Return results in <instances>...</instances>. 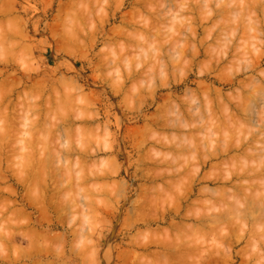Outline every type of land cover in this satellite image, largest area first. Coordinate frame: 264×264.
Here are the masks:
<instances>
[{
  "label": "rangeland",
  "instance_id": "374dc122",
  "mask_svg": "<svg viewBox=\"0 0 264 264\" xmlns=\"http://www.w3.org/2000/svg\"><path fill=\"white\" fill-rule=\"evenodd\" d=\"M251 6L254 10L250 8ZM263 7L264 0H259L258 3L256 0H0V83L4 81L7 92V94L5 92L7 97L4 102L10 103L11 101L9 107L7 103L4 104L8 112L10 110L9 113L15 116V112L17 116H21L29 109L27 114L22 115L19 121L22 123L14 122L13 125L17 127L14 130L13 125H2L5 122L3 123L1 113L4 107L1 106L5 105H0L3 108L0 112L1 134H5L7 130L4 132L3 129L7 128L10 130L7 131L9 135L7 132L6 134L9 138L11 136L9 142H6L8 136L4 137L8 145L5 147L2 144L5 148L3 149L1 145L0 148L12 151L9 150L8 153L4 151L8 155L7 158L5 157L6 163H3L4 166L0 170V177L3 175L6 179L0 183V188L3 187L1 188L2 193L0 192L3 202L1 200L0 202L4 203L6 199H9V202L17 200L15 207L23 208L26 214L25 219H28L25 220L27 224L22 220L19 221L22 218H17V221L16 216L10 214L13 207L7 212L0 208V216L2 212L4 217L6 216L5 219L2 216L3 222L0 224L6 226L10 222L6 219L14 218L16 221L10 220L16 222L15 224L19 222L25 225L23 227L20 224V226L17 225L21 231L23 228L25 232L26 238L23 233V239H20L22 238L20 228L17 230L16 226V229H11L13 233L16 231V235L19 231L20 237L17 235L16 239L19 247L28 246L27 238L31 234L29 227L39 232L42 230L41 234H46V243H43V248L46 246L48 248L45 252L48 254L41 252L40 256L23 259L17 264H32L36 259L42 264H50L48 261H52V264H173L174 262L177 264H264V183L263 186L261 185L264 178L258 179L264 176L262 173L264 162H259L260 159H264V154L261 152L264 150V139H262L264 138V120H262L264 119V108H262L264 106V99L262 101L264 98ZM148 27L151 28L148 30L150 34L146 30ZM52 31H55V34ZM121 31L125 32L122 34ZM73 39L74 41H71ZM77 45H80L79 48ZM232 48L234 51L231 50ZM8 63L10 65H7ZM248 75L249 78H247ZM7 80L9 83L11 81L15 83L11 82L13 85L11 83L7 85L5 84ZM11 85L12 89L16 88V90H12ZM10 91L12 92L9 93ZM254 94H257V97ZM32 101L33 104L37 102L33 105L34 110L28 106L32 105ZM241 103L244 107L242 105L239 107ZM207 104H209L208 108H206ZM219 108H221L220 111ZM38 109L41 110L39 115L33 113ZM214 109L218 110L216 117ZM212 112L214 113L211 114ZM237 113L240 116L236 117ZM26 116L29 120H24ZM69 116H71L70 120ZM250 117H254L255 121L259 120L258 124L261 123L259 126L263 127L249 124ZM35 119H39L38 124ZM181 121L183 123H180ZM228 122L235 126L231 127ZM184 123H188L185 125L186 128L183 127ZM207 123L209 128H207ZM255 123L258 125L257 122ZM202 124L204 125L200 128ZM224 125L229 130L224 129ZM258 127L263 128V131L260 129L261 131L256 134ZM11 129L16 133L15 139H13L15 133ZM42 132L44 134H41ZM22 134L26 140L21 136ZM233 134L234 138H230ZM249 134L253 137H248ZM254 137L258 139V142L252 139ZM229 139L233 141V144L230 141L227 142ZM12 140H14L13 143ZM246 140H249V143L245 142ZM223 141H225L224 144ZM241 142L244 144H240ZM228 143L231 146L235 145L237 150L234 149L226 154L224 149ZM10 146L11 148H8ZM247 146L246 151H252L251 154L248 153L249 157L245 155L247 152L244 150ZM218 150L224 153H222L223 156L221 153L218 155L220 157L216 156L219 153ZM208 153H211L209 158ZM9 154L13 155H10L12 158ZM251 155L258 159L253 160L254 157ZM221 159L223 160L220 161ZM38 160L43 161H40L41 165L44 164L40 165L43 170L38 169ZM8 161L10 164L7 163ZM255 161H258L257 164L260 166L256 167ZM247 163L254 166L256 170L260 167L261 171L257 170L260 173H257ZM186 165L187 168H185ZM35 166L40 171L39 176L42 175L37 180H35L37 177L34 179V175L38 172ZM238 167L241 168L236 169L237 174L245 172L244 168L246 172L240 175L242 177L237 178L233 176L237 175L233 170ZM27 170L30 173L34 172V175L30 174L32 175L29 178L30 181L27 179L26 183L22 184L20 178ZM230 172L233 177L229 175ZM205 173L207 177L202 176ZM249 173L253 174L250 176ZM257 179L261 181L260 185ZM254 182L256 185L253 184ZM223 183L227 187L223 186ZM222 189L226 192L224 193ZM238 190H243L245 193L243 192L242 195L238 193L240 192ZM39 192L46 194L43 198H38ZM15 193L19 196L14 195ZM3 196L7 198L4 200ZM240 197L242 200H239ZM37 198L39 200L42 198L40 205ZM2 203L0 207L3 206ZM33 204L36 208L39 206L38 210L33 207ZM178 205H180L179 208ZM142 209L144 210L141 211ZM46 210L47 213H45ZM228 214H230L229 217ZM213 216L215 218H212ZM231 216L233 217L230 218ZM216 219H218L217 222ZM29 220L32 221L29 223ZM171 224L176 227H171ZM5 226L4 231L7 228ZM7 229L10 230L9 226ZM7 229L6 232H8ZM25 230H28L29 234L27 232L26 235ZM201 232L204 234L202 235ZM0 233L2 234L1 230ZM204 235L209 236L204 237ZM155 240H158L157 243ZM195 245L197 249L194 253ZM3 246L0 247V256L6 254L13 259L15 255L12 249L10 247L5 249V245ZM186 248L192 254L188 253ZM184 249L187 250L188 255L184 254L180 257V254L185 252ZM174 250L178 252L175 251L176 255H174ZM168 253H173L172 257ZM224 253L227 257L222 258ZM125 258L129 260L127 263H124Z\"/></svg>",
  "mask_w": 264,
  "mask_h": 264
},
{
  "label": "bare ground",
  "instance_id": "6f19581e",
  "mask_svg": "<svg viewBox=\"0 0 264 264\" xmlns=\"http://www.w3.org/2000/svg\"><path fill=\"white\" fill-rule=\"evenodd\" d=\"M7 1H8V0H7ZM177 1H178V0H177ZM215 1H216V0H215ZM256 1H257V3H258L259 0H256ZM184 3H185V2H184ZM9 4H10V3H9ZM225 4H226V2H225ZM10 5H11V4H10ZM259 5H260V3H259ZM261 5H262V4H261ZM4 6H5V5H4ZM173 6H174V5H173ZM229 6H230V5H229ZM5 7H6V6H5ZM177 7H178V6H177ZM197 7H198V6H197ZM232 7H233V6H232ZM219 8H220V6H219ZM250 8L253 9L252 6H251ZM258 8H259V6H258ZM7 9H8V7H7ZM9 9H10V8H9ZM212 9H213V7H212ZM221 9H222V7H221ZM237 9H238V8H237ZM241 9H242V8H241ZM259 9H260V8H259ZM263 9H264V7H263ZM14 10H15V9H14ZM14 10H13V11H14ZM192 10H193V9H192ZM195 10H196V9H195ZM217 10H219V9H217ZM253 10H254V9H253ZM4 11H5V10H4ZM173 11H174V10H173ZM212 11H213V10H212ZM219 11H220V10H219ZM156 12H157V11H156ZM162 12H163V11H162ZM192 12H193V11H192ZM192 12H191V13H192ZM195 12H196V11H195ZM227 12H228V9H227ZM243 12H245V11H243ZM249 12H250V9H249ZM11 13H12V12H11ZM200 13L202 14V12H200ZM247 13H248V12H247ZM213 14H214V12H213ZM222 14H223V12H222ZM263 14H264V13H263ZM257 15H258V14H257ZM257 15H256V16H257ZM259 15H260V14H259ZM179 16H180V15H179ZM219 16H220V15H219ZM224 16H225V15H224ZM212 17H213V16H212ZM212 17H211V18H212ZM257 17H258V16H257ZM18 18H19V17H18ZM135 18H136V17H135ZM187 18H188V17H187ZM221 18H222V17H221ZM223 18H224V17H223ZM241 18H242V17H241ZM7 19H8V18H7ZM16 19H17V18H16ZM85 19H86V18H85ZM168 19H169V17H168ZM168 19H167V20H168ZM251 19H252V18H251ZM236 20H237V19H236ZM80 21H81V20H79V22H80ZM141 21H142V20H141ZM242 21H243V20H242ZM9 22H10V21H9ZM17 22H18V20H17ZM17 22H16V23H17ZM20 22H21V21H20ZM80 23H81V22H80ZM131 23H132V22H131ZM227 23H228V22H227ZM251 23H252V22H251ZM251 23H250V25H251ZM240 24H241V22H240ZM240 24H239V25H240ZM242 24H243V22H242ZM252 24H253V23H252ZM15 26H16V25H15ZM17 26H18V25H17ZM20 26H21V24H20ZM20 26H19V27H20ZM128 26H129V25H128ZM229 27H230V26H229ZM243 27H244V26H243ZM245 27H246V26H245ZM119 28H120V27H119ZM153 28H154V27H153ZM192 28H193V27H192ZM249 28H250V26H249ZM254 28H255V27H254ZM12 29H13V28H12ZM55 29H56V28H55ZM133 29H134V28H133ZM135 29H136V28H135ZM143 29H144V28H143ZM150 29H151V28L148 27L146 30L148 31V30H150ZM256 29H257V28H256ZM21 30H22V29H21ZM21 30H20V31H21ZM51 30H52V29H51ZM56 30H57V29H56ZM141 30H142V29H141ZM144 30H145V29H144ZM144 30H143V31H144ZM179 30H180V29H179ZM189 30H190V29H189ZM115 31H116V30H115ZM119 31H120V30H119ZM122 31H123V30H122ZM122 31H121V32H122ZM194 31H195V30H194ZM243 31H244V30H243ZM54 32H55V31H52V33H54ZM121 32H119V34H120ZM124 32H125V31H124ZM124 32H122V34H123ZM139 32L143 33L142 31H139ZM144 32H145V31H144ZM148 32H149V31H148ZM249 32H250V31H249ZM15 33H16V32H15ZM126 33H127V32H126ZM126 33H125V34H126ZM150 33H151V32H149L148 34H150ZM194 33H195V32H194ZM10 34H11V33H10ZM17 34H18V33H17ZM54 34H55V33H54ZM95 34H96V32H95ZM115 34H117V36H118V33L115 32ZM122 34H121V35H122ZM127 34H128V33H127ZM138 34H139V33H138ZM68 35H69V34H68ZM68 35H67V36H68ZM78 35H79V34H78ZM93 35H94V34H93ZM121 35H119V36H121ZM6 36H7V35H6ZM12 36H13V35H12ZM15 36H16V35H15ZM58 36H59V35H58ZM80 36H81V35H80ZM107 36H108V35H107ZM112 36H114V35L112 34ZM246 37H247V36H246ZM10 38H11V37H10ZM12 38H13V37H12ZM174 38H175V36H174ZM247 38H248V37H247ZM175 40H176V39H175ZM179 40H180V39H179ZM17 41H18V40H17ZM71 41H74V39L71 40ZM170 42H171V41H170ZM9 43H10V42H9ZM18 43H19V42H18ZM220 43H221V42H220ZM150 44H151V43H150ZM218 44H219V43H218ZM242 44H243V43H242ZM247 44H248V42H247ZM8 45H9V44H8ZM67 45H68V44H67ZM236 45H239V44H236ZM22 46H23V45H22ZM77 46H78L77 48H79L80 45H77ZM82 46H83V45H82ZM217 46H218V45H217ZM231 46L233 47L234 45H231ZM239 46H240V45H239ZM18 47H19V46H18ZM143 47H144V46H143ZM81 48H82V47H81ZM145 48H146V47H145ZM148 48H149V47H148ZM242 48H243V47H242ZM245 48L247 49V47H245ZM75 49H76V48H75ZM226 49H227V48H226ZM234 49H235V48H234ZM12 50H14V49L12 48ZM83 50H84V49H83ZM231 50H233V48H232ZM235 50H236V49H235ZM237 50H238V49H237ZM68 51H69V50H68ZM71 51H72V50H71ZM80 51H81V49H80ZM229 51H230V50H229ZM233 51H234V50H233ZM246 51H247V50H246ZM29 52H30V51H29ZM135 52H136V51H135ZM140 52H141V51H140ZM225 52H226V51H225ZM235 52H236V51H235ZM240 52H242V51H240ZM31 53H32V52H31ZM136 53H137V52H136ZM147 53H148V52H147ZM262 53H263V52H261V54H262ZM225 54H226V53H225ZM238 54H239V53H238ZM261 54H260L259 56H261ZM230 55H232V53H231ZM235 55H236V53H235ZM262 55H263V54H262ZM263 56H264V55H263ZM237 57H238V56H237ZM100 58H101V57H100ZM161 58H162V57H161ZM220 58H221V57H220ZM225 58H226V57H225ZM31 59H32V58H31ZM108 59H109V58H108ZM229 60H230V59H229ZM250 60H252V58H251ZM7 61H8V60H7ZM7 61H6V62H7ZM9 61H10V60H9ZM223 61H224V59H223ZM99 62H100V61H99ZM227 62H228V61H227ZM256 62H257V61H256ZM103 63H104V61H103ZM115 63H116V62H115ZM257 63H258V62H257ZM7 65H10V64L8 63ZM26 65H27V64H26ZM97 65H98V64H97ZM114 65H115V64H114ZM29 66H30V65H29ZM70 66H71V63H70ZM98 66H99V65H98ZM98 66H97V67H98ZM243 66H244V65H243ZM253 66H254V64L251 66V68H252ZM71 67H72V66H71ZM100 67H101V66H100ZM30 68H31V67H30ZM38 68H39V66H38ZM98 68H99V67H98ZM32 69H33V68H32ZM111 69H112V68H111ZM241 69H242V68H241ZM102 70H103V68H102ZM107 70H108V69H107ZM164 70H165V69H164ZM248 70H249V69H248ZM250 70H251V69H250ZM32 71H34V70H32ZM56 71H57V70H56ZM103 71H104V70H103ZM255 71H256V70H255ZM129 72H130V71H129ZM139 72H140V71H139ZM247 72H248V71H247ZM249 72H250V71H249ZM3 73H4V72H3ZM9 73H10V72H9ZM13 73H14V72H13ZM29 73H30V72H29ZM31 73H32V72H31ZM34 73H36V72H34ZM54 73H55V72H54ZM112 73H113V72H112ZM137 73H138V72H137ZM244 73H246V72H244ZM1 74H2V73H1ZM132 74H133V73H132ZM226 74H227V73H226ZM236 74H237V73H236ZM255 74H256V73H255ZM112 75H113V74H112ZM128 75H129V74H128ZM233 75H234V74H233ZM0 76H1V75H0ZM14 76H15V75H14ZM50 76H51V74H50ZM106 76H107V75H106ZM126 76H127V75H126ZM229 76H230V75H229ZM11 77H12V76H11ZM41 77H42V76H41ZM43 77H44V76H43ZM97 77H98V76H97ZM102 77H103V76H102ZM112 77H113V76H112ZM121 77H122V76H121ZM127 77H128V76H127ZM131 77H132V76H131ZM137 77H138V76H137ZM233 77H234V76H233ZM16 78H17V77H16ZM32 78H33V76H32ZM46 78H47V77H46ZM50 78H51V77H50ZM93 78H95V77H93ZM122 78H123V77H122ZM122 78H121V79H122ZM245 78H246V77H245ZM247 78H249V75H248ZM19 79H20V78H19ZM40 79H41V78H40ZM40 79H39L38 84L40 83ZM48 79H49V78H48ZM97 79H98V78H97ZM97 79H96V80H97ZM124 79H125V78H124ZM256 79H257V78H256ZM3 80H4V79H3ZM5 80H6V79H5ZM33 80H35V79H33ZM104 80H105V79H104ZM109 80H110V79H109ZM128 80H129V79H128ZM221 80H222V79H221ZM244 80H245V79H244ZM13 81H14V79H13ZM13 81H11V82H12V83H15V82H13ZM106 81H107V80H106ZM124 81H125V80H124ZM222 81H224V80H222ZM231 81H232V80H231ZM247 81H248V80H247ZM1 82H3V83H0V96H1V98H0V105H1V104H4V103H5V104L7 103L6 105L8 106V105H10L11 101L9 100L10 103H9V102H4V101L6 100L5 98L7 97V95H6L7 92L5 91L6 88H5V85H4V81H1ZM7 82H8V83H7ZM7 82H5V84L10 85L11 82L9 83L8 80H7ZM23 82H24V80H23ZM35 82H36V80H35ZM46 82H47V81H45V83H46ZM61 82H62V81H61ZM249 82H250V81H249ZM12 83H11V84H12ZM42 83H43V82H42ZM70 83H72V82H70ZM33 84H35V83H33ZM46 84H47V83H46ZM73 84H74V83H73ZM75 84H76V83H75ZM124 84H125V83H124ZM7 85H6V87H7ZM12 85H13V84H12ZM12 85L10 86L11 89H12ZM40 85H41V84H40ZM52 85L54 86L55 84H52ZM68 85H69V84H68ZM118 85H119V84H118ZM18 86H20V85H18ZM18 86H17V87H18ZM37 86H38V85H37ZM57 86H58V84H57ZM78 86H80V85H78ZM123 86H124V85H123ZM238 86H239V85H238ZM43 87H44V83H43ZM80 87H81V86H80ZM80 87H79V88H80ZM108 87H109V86H108ZM243 87H244V86H243ZM115 88H117V87H115ZM121 88H122V87H121ZM121 88H120V89H121ZM247 88H248V87H247ZM254 88H255V87H254ZM254 88H253V89H254ZM14 89L16 90V88H14ZM14 89H12V90H14ZM28 89H29V88H28ZM35 89H36V87H35ZM35 89H34V90H35ZM40 89H41V88H40ZM40 89H39V90H40ZM44 89H45V88H44ZM48 89H49V88H48ZM250 89H251V88H250ZM8 90H9V89H8ZM26 90H27V89H26ZM81 90H82V88H81ZM112 90H113V89H112ZM125 90H126V89H125ZM243 90H244V89H243ZM245 91H246V90H245ZM251 91H252V90H251ZM253 91H254V90H253ZM260 91H261V90H260ZM5 92H6V94H5ZM11 92H12V91H10L9 93H11ZM17 92H18V91H17ZM80 92H81V91H80ZM119 92H120V91H119ZM219 92H220V91H219ZM242 92H243V91H242ZM258 92H259V91H258ZM9 93H8V97L10 96ZM45 93H46V92H45ZM50 93L52 94V92H50ZM50 93H49V94H50ZM78 93H79V92H78ZM116 93H117V92H116ZM248 93H249V92H248ZM252 93H253V92H252ZM42 94H43V92L41 93V95H42ZM80 94H81V93H80ZM83 94H85V93H83ZM91 94H92V93H91ZM93 94H94V93H93ZM214 94H215V93H214ZM217 94H218V93H217ZM220 94H221V92H220ZM257 94H258V93H257ZM257 94H254V95H256V97H257ZM11 95H12V94H11ZM85 95H86V94H85ZM85 95H82V96L84 97ZM89 95H90V94H89ZM117 95H118V94H117ZM44 96H45V95H44ZM70 96H71V94H70ZM72 96H73V95H72ZM80 96H81V95H80ZM247 96H249V95L247 94ZM259 96H260V95H259ZM262 96H263V95H262ZM21 97H22V95H21ZM33 97H34V96H33ZM40 97H41V96H40ZM223 97H224V96H223ZM232 97H233V96H232ZM241 97L243 98V96H241ZM260 97H261V96H260ZM260 97H259V99H260ZM85 98H86V97H85ZM85 98H84V100L87 99V98H86V99H85ZM88 98H89V97H88ZM94 98H95V97H94ZM97 98H98V97H97ZM122 98H123V97H122ZM220 98H221V97H220ZM248 98H249V97H248ZM250 98H251V97H250ZM22 99H23V98H22ZM57 99H58V98H57ZM90 99H91V96H90ZM90 99H88V100H90ZM255 99H256V98H255ZM263 99H264V98H262V101H263ZM51 100H52V99H51ZM88 100H87V103H89ZM94 100H95V99H94ZM98 100H99V99H98ZM207 100H208V98H207ZM227 100H228V99H227ZM236 100H237V98H236ZM238 100L240 101V99H238ZM251 100H252V99H251ZM23 101H24V100H23ZM38 101H39V100H38ZM49 101H50V100H49ZM91 101H92V100H91ZM223 101H225V100H223ZM223 101H222V102H223ZM241 101H242V103H244L243 100H241ZM73 102H74V101H73ZM75 102H76V101H75ZM208 102H209V101H208ZM230 102H231V101H230ZM12 103H13V102H12ZM17 103H18V101H17ZM19 103H20V102H19ZM25 103H26V102H25ZM36 103H37V102H36ZM36 103L33 104V101H32V105L29 104L28 106H30V108L32 107V109H33V108L35 109V106L33 107V105H35ZM39 103H41V102H39ZM49 103H50V102H49ZM92 103H93V102H92ZM223 103H224V102H223ZM227 103H228V102H227ZM227 103H226V105L228 106L229 103H228V104H227ZM235 103H237V102H235ZM238 103H239V102H238ZM242 103L239 104V107H240L241 105L243 106ZM247 103H248V100H247ZM247 103H246V104H247ZM5 104H4V105H5ZM23 104H24V103H23ZM27 104H28V103H27ZM65 104H66V103H65ZM209 104H210V103H209ZM209 104H207V107H206V108H208ZM220 104H222V103L220 102ZM230 104H231V103H230ZM233 104H234V103H233ZM244 104H245V103H244ZM254 104H255V103H254ZM254 104H253V105H254ZM6 105H5V106H6ZM14 105H15V104H14ZM25 105H26V104H25ZM38 105H39V104H38ZM41 105H42V104H41ZM78 105H79V104H78ZM234 105H235V104H234ZM234 105H233V106H234ZM253 105H252V106H253ZM256 105H257V104H256ZM5 106H3V105L1 106V107H4V109L0 107V108H1L0 112H1L2 109H3V111H2L1 113H2V116L4 117V118L2 117V119H4V121H3V120H2V121H3V123L5 122V123L2 124V125L6 126L5 124H8V126H10V125H13L15 121H16L15 123H18V124H19V123H22V122H19V121H21L20 119H21L22 115L24 114V112L21 114V116H17L18 114H17V112H15L16 109H14L15 111H14V110H13V111L16 113V116H15V114L13 115V113H9L10 110H9V112H8V108H7V106H6V107H5ZM11 106H12V105H11ZM16 106H17V105H16ZM16 106H15V107H16ZM26 106H27V105H26ZM39 106H40V105H39ZM44 106H45V104H44ZM75 106H76V105H75ZM75 106H74V107H75ZM79 106H80V105H79ZM223 106H224V105H223ZM237 106H238V105H237ZM262 106H263V105H262ZM262 106H261V107H262ZM8 107H9V106H8ZM24 107H25V106H24ZM52 107H53V106H52ZM82 107H83V106H82ZM82 107H81V108H82ZM86 107H88V106H86ZM212 107H213V106H212ZM221 107H222V106H221ZM228 107H229V106H228ZM234 107H235V106H234ZM234 107H233V108H234ZM239 107H238V108H239ZM243 107H244V106H243ZM17 108H18V107H17ZM83 108H84V107H83ZM193 108H194V107H193ZM209 108H210V107H209ZM215 108H216V107H215ZM222 108H224V107H222ZM235 108H236V107H235ZM262 108H264V106H263ZM10 109H11V108H10ZM34 109H33V110H34ZM40 109H41V108H40ZM40 109H38L37 111H36V110L33 111V113H37V115H39L38 113H41V110H40ZM45 109H46V108H45ZM45 109H44V110H45ZM86 109H87V108H86ZM171 109H172V107H171ZM179 109H180V108H179ZM226 109H228V108H226ZM226 109H225V111H226ZM229 109H231V108H229ZM236 109H237V108H236ZM241 109L243 110V108H241ZM241 109H239V110H241ZM251 109H252V108H251ZM260 109H261V108H260ZM18 110H20V109H18ZM23 110H24V109H23ZM28 110H29V109L26 110V113H25V114H27V112H29ZM39 110H40V111H39ZM46 110H47V109H46ZM56 110H57V109H56ZM220 110H221V108H219V111H220ZM223 110H224V109H223ZM232 110H233V109H232ZM242 110H241V112H242ZM255 110H256V109H255ZM257 110H258V108H257ZM261 110H262V109H261ZM178 111H179V110H178ZM214 111H216V110L214 109ZM229 111H230V110H229ZM233 111H234V110H233ZM235 111H236V110H235ZM11 112H12V111H11ZM42 112H43V111H42ZM45 112H46V111H45ZM48 112H49V111H48ZM180 112H181V111H180ZM189 112H190V111H189ZM217 112H218V110L215 112V117H216V113H217ZM261 112H262V111H261ZM1 113H0V117H1ZM213 113H214V112H212L211 114H213ZM230 113L232 114V112H230ZM255 113H256V112H255ZM263 113H264V112H263ZM10 114H12V115H10ZM19 114H20V113H19ZM25 114H24V115H25ZM67 114H69V113H67ZM207 114H209V113H207ZM207 114H206V115H207ZM211 114H210V116H211ZM224 114H225V113H224ZM227 114H229V113H227ZM231 114H230V117L233 115V114H232V115H231ZM237 114H238V115H236V117H237V116H240L239 113H237ZM241 114H242V113H241ZM251 114H252V112H251ZM256 114H257V113H256ZM256 114H255V115H256ZM258 114H259V113H258ZM40 115H41V114H40ZM42 115H44V114H42ZM71 115H72V114H71ZM203 115H205V114H203ZM28 116H29V115H28ZM28 116H26L27 118L24 119V120H27V119L29 118ZM30 116H32V115H30ZM48 116H49V115H48ZM60 116H61V115H60ZM210 116H209V118H210ZM213 116H214V115H213ZM226 116H228V115H225V117H226ZM253 116H254V112H253ZM256 116L258 117V115H256ZM263 116H264V115H263ZM263 116H262V117H263ZM64 117H65V116H64ZM67 117H68V116H67ZM69 117H70V118H69V120H70V119H71V116H69ZM203 117H204V116H203ZM228 117H229V116H228ZM243 117H244V116H243ZM247 117H248V116H247ZM41 118H42V117H41ZM56 118H57V117H56ZM60 118H61V117H60ZM80 118H81V117H80ZM93 118H94V117H93ZM93 118H92V119H93ZM204 118H206V116H205ZM209 118H208V119H209ZM239 118H240V117H239ZM250 118H251V117H250ZM39 119H40V116H39ZM39 119H37V120L35 119L36 122H37V124H38ZM43 119H44V118H43ZM58 119H59V118H58ZM65 119H66V118H65ZM65 119H64V120H65ZM156 119H157V118H156ZM212 119H215V118H212ZM245 119H246V118H245ZM17 120H18V122H17ZM28 120H29V119H28ZM32 120H33V119H32ZM59 120H60V119H59ZM86 120H87V119H86ZM236 120H237V119H236ZM241 120H242V119H241ZM262 120H264V119H262ZM48 121H50V120H48ZM62 121H63V119L61 120V122H62ZM67 121H68V119H67ZM83 121L85 122V120H83ZM93 121H94V120H93ZM96 121H97V120H96ZM179 121H180V120H179ZM201 121H202V123H203V120H201ZM204 121H205V119H204ZM231 121H232V119H231ZM25 122H27V121H25ZM25 122H23V123L25 124ZM34 122H35V121H34ZM36 122H35V123H36ZM71 122H72V121H71ZM165 122H166V121H165ZM184 122H185V120H184ZM210 122H211V121H210ZM240 122H241V121H240ZM247 122H248V121H247ZM249 122H250L249 124H251V125H253V126H255V127H256V126H259V124H261V123L258 124L259 120H258V121H255V120H254V117H252L251 119H249ZM255 122H257L258 125H256ZM41 123H42V122H41ZM62 123H63V122H62ZM68 123H69V122H68ZM72 123H73V122H72ZM79 123H81V122H79ZM116 123H117V122H116ZM163 123H164V122H163ZM163 123H162V125H163ZM180 123H183V122L181 121ZM208 123H209V122H208ZM208 123H207V124H208ZM228 123H229V122H228ZM230 123H231V122H230ZM230 123H229V124H230ZM263 123H264V121H263ZM263 123H262V124H263ZM26 124H28V122H27ZM39 124H40V123H39ZM49 124H50V123H49ZM55 124H56V123H55ZM87 124H88V123H87ZM89 124H91V123H89ZM153 124H154V123H153ZM165 124H166V123H165ZM178 124H179V123H178ZM186 124H188V123H184V124H183L184 126H183L182 124H181V125H182L183 127H185ZM204 124H205V122H204ZM204 124H202V125L200 126V128H201ZM212 124H214V123H212ZM235 124H236V123H235ZM20 125H21V124H20ZM31 125H34V124H31ZM31 125H30V126H31ZM40 125H41V124H40ZM40 125H39V126H40ZM71 125H72V124H71ZM74 125H75V124H74ZM154 125H155V124H154ZM158 125H159V124H158ZM226 125H227V123H226ZM226 125H224V129L229 130V129L226 127ZM243 125H244V123H243ZM13 126H14V125H13ZM18 126H19V125H18ZM22 126H24V125H22ZM68 126H69V124H68ZM117 126H118V125H117ZM151 126H152V124H151ZM179 126H180V125H179ZM227 126H228V125H227ZM230 126L232 127V126H235V125H231V124H230ZM11 127H12V126H11ZM11 127H10V128H11ZM27 127H28V126H27ZM40 127H41V126H40ZM40 127H39V128H40ZM58 127H59V126H58ZM86 127H87V126H86ZM153 127H154V126H153ZM159 127H160V125H159ZM161 127H162V126H161ZM177 127H178V126H177ZM215 127H216V126H215ZM249 127H250V126H249ZM259 127H263V126L261 125V126H259ZM259 127H258V129H257L258 132H256V134L259 133V131H261V130L263 131V128H262V129L260 128V129H261V130H260ZM5 128H6V127H5ZM14 128L17 129V127H15V126H14L12 129H14ZM29 128H31V127H29ZM29 128H28V129H29ZM39 128H37V129L39 130ZM66 128H67V127H66ZM163 128H164V127H163ZM185 128H186V127H185ZM196 128H197V126H196ZM207 128H209V124H208V127H207ZM229 128H230V127H229ZM12 129H11V131H14V130H15V129H14V130H12ZM19 129H21V128H19ZM135 129H136V128H135ZM138 129H139V128H138ZM165 129H166V128H165ZM175 129H176V127H175ZM180 129H181V128H180ZM188 129H189V127H188ZM198 129H199V128H198ZM230 129H231V128H230ZM241 129H242V128H241ZM252 129H253V127H252ZM3 130H4V132H5L6 130L9 131L10 129L8 130V129L6 128V129H3ZM21 130H22V129H21ZM25 130H27V128H26ZM25 130H24V131H25ZM33 130H36V129H33ZM33 130H32V131H33ZM62 130H63V129H62ZM64 130H65V127H64ZM67 130L70 131L71 129H67ZM132 130H133V129H132ZM154 130H155V129H154ZM182 130H183V129H182ZM190 130H191V129H190ZM199 130H200V129H199ZM210 130H211V129H210ZM214 130H216V129H214ZM233 130H234V129H232V131H233ZM242 130L245 131V129H242ZM7 131H6V132H7ZM36 131H37V130H36ZM44 131H45V130H44ZM55 131H57V130H55ZM127 131H128V130H127ZM200 131H201V130H200ZM202 131H203V130H202ZM206 131H207V130H206ZM232 131H231V134H232ZM249 131H251L250 128H249ZM6 132H5V134H4V133L1 134V131H0V135H1V138H0V139H1V141H0V145H1V147H2L3 149L6 147V145H8L7 143H5L6 138H4L5 136H8V135H9L8 132H7L8 135L6 134ZM20 132H21V131H20ZM28 132H29V131H28ZM45 132H46V131H45ZM47 132H48V131H47ZM148 132H149V131H148ZM215 132H217V131H215ZM229 132H230V131H229ZM252 132H253V130H252ZM11 133H13V132H11ZM14 133H15V131H14ZM36 133H37V132H36ZM38 133H40V132L38 131ZM52 133H53V132H52ZM63 133H64V132H63ZM139 133H140V132H139ZM204 133H206V132H204ZM211 133L213 134L214 132H211ZM242 133H243V131H242ZM248 133H249V132H248ZM263 133H264V132H263ZM31 134H33V133H31ZM41 134H44V132H42ZM70 134H71V133H70ZM206 134H207V133H206ZM229 134H230V133H229ZM243 134H244V133H243ZM243 134H242V135H243ZM256 134H255V136H257ZM12 135H13V134H12ZM56 135H57V134H56ZM129 135H130V134H129ZM129 135H128V136H129ZM207 135H208V134H207ZM210 135H211V134H210ZM261 135H262V134H261ZM15 136H16V133H15L13 139H15ZM21 136H23V134H22ZM37 136H38V135H37ZM42 136H44V135H42ZM64 136H66V135H64ZM67 136H69V135H67ZM70 136H71V135H70ZM141 136H142V134H141ZM146 136H147V135H146ZM146 136H145V137H146ZM187 136H189V135H187ZM230 136H231V135H230ZM263 136H264V135H263ZM32 137H33V136H32ZM51 137H52V136H51ZM57 137H58V136H57ZM57 137H56V138H57ZM212 137H213V135H212ZM212 137H211V138H212ZM214 137H215V136H214ZM232 137L234 138V134H233V136H231L230 138H232ZM240 137H241V136H240ZM240 137H239V139H240ZM248 137H250V134H249ZM251 137H253V136L251 135ZM251 137H250V138H251ZM257 137H258V136H257ZM261 137H262V136H261ZM7 138H8V139H7L8 141H6V142H9V141H10L9 139H11V136H10V138H9V136H8ZM23 138H24V136H23ZM27 138H28V137H27ZM33 138H34V137H33ZM38 138H39V137H38ZM53 138H54V137H53ZM65 138H66V137H65ZM128 138H129V137H128ZM208 138H209V136H208ZM211 138H210V142H211ZM242 138H243V136H242ZM4 139H5V140H4ZM24 139H25V138H24ZM39 139H40V138H39ZM46 139H47V138H46ZM140 139H141V138H140ZM204 139H205V138H204ZM212 139H213V138H212ZM244 139H245V138H244ZM246 139H247V138H246ZM252 139H255V137L252 138ZM262 139H264V138L262 137ZM25 140H26V139H25ZM40 140H41V139H40ZM48 140H49V138H48ZM55 140H56V139H55ZM144 140H145V139H144ZM233 140H234V139H233ZM242 140H243V139H242ZM255 140H256V139H255ZM3 141H4V142H3ZM13 141H14V140H12V143H13ZM16 141H17V140H16ZM36 141H37V140H36ZM62 141H63V140H62ZM62 141H61V142H62ZM86 141H87V140H86ZM139 141H140V140H139ZM229 141H230V143L233 142V141H231L230 139H229L227 142H229ZM240 141H241V139H240ZM248 141H249V140H246L245 142L249 143ZM251 141H253V140H251ZM251 141H250V143H251ZM34 142H35V141H34ZM154 142H155V141H154ZM205 142H206V141H205ZM208 142H209V141H208ZM217 142H218V141H217ZM224 142H225V141H223V144H224ZM243 142H244V141H243ZM256 142H258V139L256 140ZM230 143H228L227 146L224 145V146H225L224 152H225L226 154L232 152L234 149L237 150V147L235 148V147H234L235 145H234V146H231ZM247 143H246V145H247ZM253 143H254V141H253ZM2 144H4L5 147H3ZM9 144H11V142H10ZM27 144H28V143H27ZM32 144H33V143H32ZM35 144H36V143H35ZM35 144H34V145H35ZM138 144H141V143H138ZM232 144H233V143H232ZM240 144H242V142H241ZM240 144H239V145H240ZM243 144H244V143H243ZM243 144H242V145H243ZM47 145H48V144H47ZM136 145H137V144H136ZM160 145H161V144H160ZM206 145H208V143H207ZM206 145H205V146H206ZM28 146H29V144H28ZM49 146H50V145H49ZM57 146H58V145H57ZM137 146H138V145H137ZM150 146H151V145H150ZM162 146H163V145H162ZM213 146H214V145H213ZM255 146H257V145H255ZM31 147H32V146H31ZM50 147H51V146H50ZM50 147H49V148H50ZM54 147H55V146H54ZM69 147H70V146H69ZM219 147L221 148V146H219ZM238 147H239V146H238ZM251 147H252V146H251ZM251 147H249V148H251ZM8 148H11V146L8 147ZM14 148H15V147H14ZM40 148H41V147H40ZM49 148H47V149H49ZM52 148H53V147H52ZM55 148H56V147H55ZM181 148H182V147H181ZM193 148H194V147H193ZM196 148H197V147H196ZM206 148H207V147H206ZM240 148H241V145H240ZM260 148H261V147H260ZM0 149H1V148H0ZM3 149H1V151H0V170H1L2 167L4 166L3 163H6V158H7V155H8L7 153H8V151L10 150V149H9V150H3ZM50 149H51V148H50ZM50 149H49V150H50ZM191 149H192V148H191ZM212 149H213V148H212ZM238 149H239V148H238ZM246 149H248V146H247V148H246V147L244 148L245 151H246ZM254 149H255V148H254ZM12 150H13V148H12ZM32 150H34V149H32ZM42 150H43V149H42ZM49 150H48L47 152H49ZM51 150H52V149H51ZM51 150H50V151H51ZM185 150H186V149H185ZM185 150H183V151L185 152ZM215 150H216V149H215ZM242 150H243V149H242ZM4 151L7 152V153H5ZM10 151H11V150H10ZM69 151H70V150H69ZM74 151H75V150H74ZM205 151H206V150H205ZM219 151H220V150H218V152H219ZM248 151H249V150H248ZM260 151H261V150H260ZM263 151H264V150H263ZM263 151H261V152L264 154ZM11 152H12V151H11ZM33 152L35 153V151H33ZM33 152H32V153H33ZM52 152H53V151H52ZM52 152H51V153H52ZM70 152H72V151H70ZM94 152H95V151H94ZM184 152H183V153H184ZM189 152H190V151H189ZM214 152H215V151H214ZM216 152H217V150H216ZM239 152H240V151H239ZM246 152H247V151H246ZM249 152H250V151H249ZM249 152H247V154H245V155L248 156V155H249V154H248ZM251 152H252V151H251ZM251 152H250V154H251ZM34 153H33V154H34ZM80 153H81V152H80ZM87 153H88V155H89V152H87ZM220 153H221V155H222L223 152H219V153H217L216 156H217V157H220V156H218V155H220ZM235 153H237V152H235ZM244 153H245V152H244ZM253 153H254V152H253ZM253 153H252V154H253ZM256 153H257V152H256ZM16 154H18V153H16ZM84 154H85V153H84ZM209 154H211V153H208V158L211 157V156H209ZM212 154L215 155L216 153H215V154L212 153ZM223 154H224V153H223ZM239 154H240V153H239ZM257 154H259V153H257ZM257 154H256V155H257ZM10 155H12V154H9V156H10ZM39 155H40V154H39ZM64 155H65V154H64ZM68 155H70V154L68 153ZM233 155H234V154H233ZM242 155H243V154H242ZM245 155H244V156H245ZM254 155H255V154H254ZM254 155H251V156L254 157ZM12 156H13V155H12ZM14 156H15V155H14ZM32 156H33V155H32ZM43 156H45V154H44ZM55 156H56V155H55ZM216 156H215V157H216ZM222 156H223V155H222ZM240 156H241V154H240ZM240 156H239V157H240ZM259 156H260V155H259ZM5 157H6V158H5ZM10 157H11V156H10ZM28 157H29V156H28ZM35 157H36V156H35ZM40 157H41V156H40ZM52 157H53V156H52ZM58 157H59V156H58ZM69 157H70V156H69ZM80 157H82V156H80ZM212 157H214V156H212ZM217 157H216V158H217ZM231 157H232V156H231ZM237 157H238V156H237ZM248 157H249V156H248ZM261 157H262V156H261ZM11 158H12V157H11ZM42 158H43V157H42ZM70 158H71V157H70ZM82 158H83V157H82ZM206 158H207V157H206ZM222 158H223V157H222ZM233 158H234V157H233ZM245 158H246V157H245ZM263 158H264V157H263ZM4 159H5V161H4ZM40 159H41V158H40ZM56 159H57V158H56ZM78 159H79V158H78ZM148 159H149V158H148ZM219 159H220V158H219ZM225 159H226V158H225ZM234 159H235V158H234ZM236 159H237V158H236ZM256 159H258V158H256ZM256 159H255V157H254L253 160H256ZM82 160H83V159H82ZM145 160H146V159H144V161H145ZM222 160H223V159H221L220 161H222ZM228 160H230V159H228ZM231 160H232V159H231ZM260 160H261V161H259V162H262V163L264 162V159H263V160L260 159ZM3 161H4V162H3ZM32 161H33V159H32ZM38 161H39V160H38ZM38 161H37V164H38L39 166L37 165V167H38V169H39V168H41L40 165H41V162H43V161H41V160H40L41 162H40V161L38 162ZM57 161H58V160H57ZM76 161H77V160H76ZM83 161H84V160H83ZM85 161H86V160H85ZM149 161H150V160H149ZM151 161H154V160H151ZM163 161H164V160H163ZM238 161H239V160H238ZM238 161H237V162H238ZM242 161H243V160H242ZM250 161H251V160H250ZM11 162H12V161H11ZM226 162H227V161H226ZM228 162H229V161H228ZM245 162H248V161H245ZM255 162H256V163H255V164H256V165H255L256 167H257V165L260 166L259 164H257L258 161H255ZM7 163L10 164L9 161H8ZM16 163H17V162H16ZM34 163H35V160H34ZM56 163H57V162H56ZM158 163H159V161H158ZM229 163H230V162H229ZM251 163H252V161H251ZM253 163H254V161H253ZM30 164H31V163H30ZM32 164H33V163H32ZM45 164H46V163H45ZM82 164H83V163H82ZM203 164H205V163H203ZM213 164L215 165V162H214ZM230 164H231V163H230ZM243 164L245 165V163H243ZM247 164H248V163H247ZM247 164H246V165H247ZM22 165H23V163H22ZM43 165H44V164H43ZM43 165H41V166H43ZM48 165H49V164H48ZM80 165H81V164H80ZM161 165H162V164H161ZM163 165H164V164H163ZM240 165H241V163H240ZM248 165H249V164H248ZM9 166H10V165H9ZM27 166H28V165H27ZM66 166H68V165H66ZM215 166H216V165H215ZM242 166H243V165H242ZM242 166H241V167H242ZM249 166H251V165H249ZM37 167L35 166L36 171H38L37 174H36V172H35V174H36L37 176L33 174L34 172H33V173H30L28 170H27V171H24L22 178H20V182H21L22 184H23V183H26L25 180L31 178L30 176H32V175H34V179L37 177L35 180L40 179V176L42 177V175L39 176V173H40L39 170H40V169L38 170ZM46 167H47V166H46ZM174 167H175V166H174ZM177 167H178V166H177ZM177 167H176V168H177ZM181 167H183V166H181ZM241 167H240V168H241ZM245 167H246V166H245ZM251 167H252V166H251ZM253 167H254V166H253ZM253 167H252V168H253ZM13 168H14V167H13ZM29 168H30V167H29ZM43 168H44V167H43ZM49 168H50V167H49ZM185 168H187V165L185 166ZM185 168H183V169H185ZM210 168H211V167H210ZM225 168H226V167H225ZM225 168H224V169H225ZM240 168H239V167H238V168H235V170H233V171H235V173L237 174L238 170L236 171V169H240ZM248 168H249V169H248ZM254 168H255V167H254ZM254 168H253V169H254ZM11 169H12V168H11ZM30 169H31V168H30ZM30 169H29V170H30ZM41 169H42V168H41ZM61 169H62V168H61ZM61 169H60V170H61ZM177 169H178V168H177ZM211 169H212V168H211ZM247 169L250 170V167L247 166ZM16 170H17V168H16ZM42 170H43V169H42ZM42 170H41V171H42ZM46 170H47V169H46ZM57 170H58V169H57ZM60 170H59V171H60ZM165 170H166V169H165ZM186 170H187V169H186ZM191 170H192V169H191ZM213 170H214V169H213ZM244 170H245V172H246V169H245V168H244ZM254 170H256V169H254ZM257 170L261 171L260 167L257 168ZM257 170H256V172H257V173H260V172L257 171ZM262 170H263V169H262ZM30 171H31V170H30ZM50 171H53V170H50ZM62 171H64V170L62 169ZM62 171H61V172H62ZM228 171H230V170H228ZM240 171H241V170H240ZM240 171H239V172H240ZM44 172H45V171H44ZM65 172H66V171H65ZM65 172H64V173H65ZM178 172H179V171H178ZM185 172H186V171H185ZM195 172H197V171H195ZM221 172H222V171H221ZM243 172H244V171H243ZM243 172H242V174L245 173V172H244V173H243ZM249 172H250V171H249ZM41 173H42V172H41ZM45 173H46V172H45ZM48 173H49V172H48ZM163 173H164V172H163ZM163 173H162V174H163ZM166 173H167V172H166ZM180 173H181V172H180ZM183 173H184V172H183ZM247 173H248V172H247ZM247 173H246V174H247ZM257 173H254V175H257ZM262 173L264 174L263 171H262ZM2 174H3V172H2ZM4 174H5V172H4ZM30 174H32V175H30ZM178 174H179V173H178ZM211 174H212V173H211ZM233 174H234V173H233ZM242 174H239V173H238V174H237L238 176H237V175H233V176H234V177L236 176V177L238 178V177H242V176H240V175H242ZM251 174H253V173H251ZM251 174L249 173L250 176H251ZM12 175H13V174H12ZM53 175H54V174H53ZM60 175H61V174H60ZM102 175H103V174H102ZM145 175H146V174H145ZM147 175H148V174H147ZM150 175H151V174H150ZM150 175H149V176H150ZM164 175H165V174H164ZM176 175H177V174H176ZM204 175L206 176V173L203 174L202 176H204ZM209 175H210V173H209ZM219 175H220V174H219ZM229 175H231V177H233L232 174H231V172L229 173ZM249 175H248V176H249ZM258 175H260V174H258ZM7 176H8V175H7ZM47 176L49 177V175H47ZM56 176H57V174H56ZM56 176H55V179H56ZM62 176H63V175H62ZM158 176H159V175H158ZM162 176H163V175H162ZM179 176H180V175H179ZM196 176H198V175H196ZM205 176H204V177H205ZM220 176H221V175H220ZM243 176L245 177V175H243ZM248 176H246V177H248ZM4 177H5V176H4ZM4 177H3V175L0 177V183H1V182H4V181L6 180V179H4ZM150 177H151V176H150ZM168 177H169V176H168ZM204 177H203V178H204ZM206 177H207V176H206ZM214 177H216V176H214ZM252 177H253V176H252ZM252 177H250V178H252ZM258 177H259V176H258ZM6 178H7V177H6ZM51 178H52V177H51ZM63 178H64V176H63ZM69 178H70V177H69ZM85 178H86V177H85ZM87 178H88V176H87ZM161 178H162V177H161ZM197 178H198V177H197ZM224 178H225V177H224ZM248 178H249V177H248ZM248 178H247V179H248ZM254 178H257V177L254 176ZM254 178H252V179H254ZM260 178H264V176L259 177L258 179H260ZM48 179H49V178H48ZM60 179H62V178L60 177ZM194 179H196V177H195ZM198 179H199V178H198ZM213 179H214V178H213ZM235 179H236V178H235ZM245 179H246V178H244V180H245ZM252 179H251V180H252ZM258 179H257V180H258ZM44 180H45V179H44ZM50 180H51V179H50ZM52 180H54V178H53ZM72 180H73V179H72ZM85 180H86V179H85ZM144 180H145V179H144ZM201 180H202V179H201ZM204 180H206V179H204ZM225 180H226V179H225ZM230 180H231V179H230ZM236 180H237V179H236ZM248 180H250V179H248ZM248 180H247V181H248ZM251 180H250V181H251ZM16 181H17V180H16ZM29 181H30V179H29ZM33 181H34V180H33ZM40 181H41V180H40ZM83 181H84V180H83ZM206 181H208V180H206ZM217 181H218V180H217ZM226 181H229V180L227 179ZM250 181H249V183H250ZM255 181H256V180H255ZM34 182H35V181H34ZM36 182H37V181H36ZM52 182H53V181H52ZM52 182H51V183H52ZM144 182H145V181H144ZM174 182H175V181H174ZM213 182H214V181H213ZM215 182H216V181H215ZM235 182H236V181H235ZM259 182L261 183L260 180H258V184H259ZM21 183H20V184H21ZM27 183H28V182H27ZM29 183H30V182H29ZM57 183H58V182H57ZM57 183H54V185L57 184ZM61 183H62V181H61ZM151 183H153V182H151ZM172 183H173V181H172ZM224 183H225V182H224ZM224 183H223V184H224ZM238 183H240V182H238ZM263 183H264V182H262V184H261L262 186H263ZM40 184H41V182H40ZM46 184H47V183H46ZM148 184H149V183H148ZM166 184L168 185V183H166ZM209 184H210V183H209ZM223 184H222V185H223ZM231 184H232V183H231ZM253 184H255V182H254ZM24 185H25V184H24ZM31 185H32V184H31ZM37 185H38V184H37ZM50 185H51V184H50ZM57 185H58V184H57ZM80 185H81V183H80ZM169 185H170V184H169ZM171 185H172V184H171ZM235 185H239V184H235ZM240 185L242 186V184H240ZM246 185H247V184H246ZM246 185H244V186H246ZM250 185H252V183H250ZM250 185L247 186V187H248L247 190L249 189ZM255 185H256V184H255ZM255 185H254V186H255ZM259 185H260V184H259ZM22 186H23V185H22ZM40 186H41V185H40ZM45 186H46V185H44V187H45ZM62 186H63V185H62ZM223 186H226V185L224 184ZM230 186H232V185H230ZM244 186H243V187H244ZM254 186H252V187H254ZM141 187H142V186H141ZM172 187H173V186H172ZM226 187H227V186H226ZM256 187H258V185H257ZM1 188H3V187H1ZM1 188H0V192L2 193L3 190L1 191ZM28 188H29V187H28ZM38 188H39V185H38ZM38 188H37V189H38ZM47 188H48V187H47ZM80 188H81V186H80ZM230 188L233 189V187H230ZM238 188H239V187H238ZM240 188H242V187H240ZM23 189H26V188H23ZM30 189H31V187H30ZM30 189H29V190H30ZM40 189H41V188H40ZM42 189H43V188H42ZM42 189H41V190H42ZM48 189H49V188H48ZM144 189H146V188H144ZM147 189H148V187H147ZM166 189H168V187H166ZM200 189H203V188H200ZM254 189H255V188H254ZM256 189L259 190L258 188H256ZM261 189H262V188H261ZM43 190H44V189H43ZM140 190H141V189H140ZM156 190H157V189H156ZM224 190H225V189H224ZM224 190L222 189V191H224ZM244 190H245V189H244ZM250 190H251V188H250ZM252 190H253V189H252ZM23 191H24V190H23ZM38 191H39V190H38ZM143 191H144V190H143ZM186 191H188V190H186ZM216 191H217V190H216ZM220 191H221V190H220ZM222 191H221V192H222ZM238 191H240V190H238ZM241 191H242V192H241ZM241 191L238 192V193H240V194L242 193V195H243V192H244V191H243V190H241ZM254 191H255V190H254ZM8 192H9V191H8ZM8 192H7V194H8ZM45 192H46V191H45ZM45 192H44V195L47 193V192H46V193H45ZM148 192H149V191H148ZM165 192H166V191H165ZM225 192H226V191H224V193H225ZM227 192H228V191H227ZM3 193H4V192H3ZM28 193H29V192H28ZM30 193H31V192H30ZM39 193H40V192H39ZM182 193H183V192H182ZM184 193H186V192H184ZM192 193H193V192H192ZM203 193H204V192H203ZM244 193H245V192H244ZM10 194H11V193H10ZM41 194H42V195H41ZM52 194H53V193H52ZM145 194H146V193H144V195H145ZM148 194H149V193H148ZM151 194H152V193H151ZM201 194H202V193H201ZM201 194H200V195H201ZM205 194H206V193H205ZM222 194H223V193H222ZM248 194H249V193H248ZM248 194H246V195L248 196ZM14 195H18V194L15 193ZM27 195H28V194H27ZM44 195H43V192H41V193H40V196H39L38 198H40V197L43 198ZM146 195H147V194H146ZM189 195H190V194H189ZM189 195H188V196H189ZM198 195H199V194H198ZM210 195H211V194H210ZM219 195H220V193H219ZM219 195H218V196H219ZM233 195H235V194L233 193ZM236 195L238 196V194H236ZM242 195H241V196H242ZM18 196H19V195H18ZM31 196H33V195H31ZM50 196H51V195H50ZM148 196H149V195H148ZM204 196H205V195H204ZM221 196H222V195H221ZM221 196H220V197H221ZM224 196H225V195H224ZM254 196H255V195H254ZM23 197H24V195H23ZM26 197H27V196H26ZM144 197H145V196H144ZM222 197H223V196H222ZM234 197H235V196H234ZM249 197H251V196H249ZM2 198L5 200L7 197L4 198V196H3ZM16 198H17V197H16ZM35 198H36V197H35ZM38 198H37V199H38ZM42 198H41L40 200H42ZM153 198H154V197H153ZM210 198H212V196H211ZM214 198H215V197H214ZM218 198H219V197H218ZM218 198H216L217 201H218ZM232 198H233V197H232ZM240 198H241V197H240ZM10 199H11V198H10ZM29 199H30V198H29ZM50 199H51V197H50ZM146 199H147V198H146ZM148 199H149V198H148ZM219 199H220V198H219ZM235 199H236V198H235ZM235 199H234V200H235ZM246 199H248V197H246ZM0 200L3 202V200L1 199V195H0ZM14 200H15V199H14ZM38 200H39V199H38ZM40 200H39L38 204H39V203H40V204L42 203V202H40ZM43 200H45V198H44ZM53 200H54V199H53ZM143 200H144V199H143ZM222 200H223V198H222ZM222 200H220V201H222ZM239 200H242V198L239 199ZM5 201H6V202H5ZM5 201H4V203L0 202V203H2V205H3V206L0 207V208H2L4 212H7V211H9V210L13 207L12 211H10L11 213H10V212H9V213H10L12 216H16L15 218H16L17 221H18L19 218H22V219H20L19 221L22 220V221L26 222V224H27V221H25V220H28V219H25V218H26V216H25L26 214H25V212H24L25 210H24L23 208H21V207H19V208L15 207V205L18 203V202H17V203L15 202V201H17V200L9 202V199H8V200L6 199ZM56 201H57V200H56ZM144 201H145V200H144ZM217 201H214V202H217ZM230 201H231V200H230ZM28 202H29V201H28ZM31 202H32V201H31ZM33 202H34V201H33ZM36 202H37V201H36ZM36 202H35V203H36ZM43 202H44V201H43ZM50 202H51V201H50ZM53 202H55V201H53ZM227 202H228V201H227ZM233 202H234V201H233ZM29 203H30V202H29ZM29 203H28V204H29ZM45 203H46V202H45ZM48 203H49V202H48ZM59 203H60V202H59ZM145 203H146V202H144V204H145ZM147 203H148V202H147ZM221 203H223V201H222ZM38 204H37V205H38ZM40 204H39V205H40ZM52 204H53V203H52ZM211 204H212V203H211ZM229 204H231V203H229ZM236 204H237V203H236ZM44 205H45V204H44ZM56 205H57V204H56ZM58 205H61V204H58ZM145 205H146V204H145ZM148 205H149V204H148ZM180 205H181V204H180ZM180 205H178V208H179ZM31 206H32V204H31ZM51 206H52V205H51ZM146 206H147V205H146ZM152 206H153V205H152ZM210 206H211V205H210ZM33 207H35L34 204H33ZM38 207H39V206H38ZM38 207H37V208H38ZM42 207H43V206H42ZM139 207H140V206H139ZM139 207H138V208H139ZM142 207H144V206H142ZM35 208H36V207H35ZM37 208H36V209H37ZM46 208H47V207H46ZM178 208H177V210H178ZM181 208H182V207H181ZM229 208H230V207H229ZM231 208H232V207H231ZM40 209H42V208H40ZM40 209H39V211H40ZM144 209H145V208H144ZM144 209H142L141 211H143ZM146 209H147V207H146ZM150 209H151V208H150ZM232 209H233V208H232ZM0 210H1V209H0ZM37 210H38V209H37ZM148 210H149V209H148ZM42 211H44V209H43ZM42 211H41V212H42ZM0 212H1V211H0ZM41 212H40V214H43V213H41ZM173 212H174V211H173ZM178 212H179V211H178ZM226 212H228V211H226ZM45 213H47V210L45 211ZM223 213H224V212H223ZM229 213H230V211H229ZM235 213H236V212H235ZM235 213H234V214H235ZM240 213H241V212H240ZM143 214L145 215V213H143ZM175 214H176V213H175ZM206 214H207V213H206ZM218 214H219V213H218ZM220 214H221V213H220ZM7 215H8V214H7ZM202 215H203V213H202ZM223 215H224V214H223ZM229 215H230V214H228V217H229ZM2 216L4 217L3 212H2ZM2 216H0V223L3 222L2 220L6 218V216H5L4 218H3ZM184 216H185V215H184ZM214 216H218V215H214ZM214 216H213L212 218H215ZM221 216H222V215H221ZM234 216H235V215H234ZM28 217H29V215H28ZM46 217H48V215H47ZM200 217H201V216H200ZM204 217H206L205 214H204ZM208 217H210V216H208ZM228 217H227V218H228ZM232 217H233V216H231L230 218H232ZM236 217H237V216H236ZM2 218H3V219H2ZM9 218H10V216H9ZM17 218H18V219H17ZM40 218H41V217H40ZM42 218H43V215H42ZM42 218H41V220H42ZM179 218H180V217H179ZM185 218H186V217H185ZM187 218H188V217H187ZM192 218H193V217H192ZM217 218H218V217H217ZM234 218H235V217H234ZM10 219H13L12 221H16V220H14V218H10ZM10 219H8V218L6 219V221H10V222L7 223L8 225L6 224V226H5V225L0 224V230H1V232H2V234L0 233V242L2 241L0 244H1L2 247H4L3 245H5V249H7V247H10V248L12 249V251H13V253H14L15 256L12 257L13 259H10L8 255H6V254H2L3 256H4V255H5V256H4V257H3L2 255L0 256V264H17L19 261H21V260H23V259H27V258L29 259L30 257H33V256H40L42 253H45L46 251H48V250H47V249H48L47 246H46L45 248H43V243H44V242L46 243V239H45L46 234H45V235H44V233L41 234V231H42V230L39 232V231L36 229L37 231H35L33 227H32L33 230H32V228H30V227H29V229H28L29 231H30V229H31V231H30L31 234H29L28 230H25V231H26V235H27V232H28V234L30 235V236H28V238H27V239H28V240H27V241H28V246H26V247H19V246H17V243H16V239H17V237H18V236L20 237V234H21L22 238L20 237V239H23V235L25 236V232H24L23 228H22V231H21V228H20L19 226L21 225V226L23 227V226H25V225H22V224L19 223V222H17V224H15L16 222H12ZM30 219H31V218H30ZM218 219H219V218H218ZM218 219H216V222L218 221ZM228 219H229V218H228ZM194 220H195V219H194ZM204 220H205V218H204ZM221 220H222V219H221ZM31 221H32V220H31ZM31 221L29 220V223H30ZM200 222H201V221H200ZM205 222H206V221H205ZM210 222H211V221H210ZM223 222H226V221L223 220ZM4 223H5V222H4ZM10 223H11L12 225H11ZM29 223H28V224H29ZM35 223H37V222H35ZM194 223H195V222H194ZM218 223H219V222H218ZM218 223H216V225H218ZM226 223H227V222H226ZM19 224H20V225H19ZM184 224H185V223H184ZM198 224H199V223H198ZM201 224H202V223H201ZM219 224H220V223H219ZM1 225H2V226H1ZM17 225H19V226H17ZM37 225H38V224H37ZM171 225H172V224H171ZM182 225H183V223H182ZM190 225H191V224H190ZM194 225H195V224H194ZM205 225H207V224H205ZM221 225H222V224H221ZM4 226H5V228H6V227L8 228V226H9V229H10L9 231H10V232L8 231L7 228H6V229H7L8 232H6V229H5V231H4ZM16 226H17V230L20 228L19 231L22 232V233L19 234V233H18L19 231H18V232H17V235H18V236L15 234L16 231H15L14 233L11 232L12 230L16 229ZM26 226H27V225H26ZM173 226H175V225H172L171 227H173ZM177 226H178V224H177ZM180 226H181V224H180ZM183 226H184V225H183ZM10 227H12V228H10ZM175 227H176V226H175ZM175 227H173V228H175ZM202 227H203V226H202ZM209 227H210V226H209ZM218 227H219V225H218ZM181 228H182V227H181ZM190 228H191V227H190ZM194 228H195V227H194ZM194 228H193V229H194ZM198 228H199V227H198ZM210 228H211V227H210ZM212 228H213V226H212ZM2 229H3V230H2ZM11 229H12V230H11ZM184 229H186V228H183V230H184ZM191 229H192V228H191ZM171 230H172V229H171ZM195 230H196V229H195ZM220 230H221V229H220ZM186 231H187V229H186ZM215 231H216V230H215ZM4 232H5V233H4ZM42 232H43V231H42ZM170 232H171V231H170ZM178 232H179V231H178ZM178 232H177V233H178ZM197 232H199V231H197ZM210 232H211V231H210ZM23 233H24V234H23ZM188 233H189V230H188ZM193 233H195L194 230H193ZM201 233H202V232H201ZM22 234H23V235H22ZM49 234H50V233H49ZM151 234H152V233H151ZM151 234H150V235H151ZM203 234H204V232L202 233V235H203ZM207 234H210V233H207ZM217 234H218V233H217ZM217 234H216V235H217ZM51 235H52V234H51ZM53 235H54V234H53ZM57 235H58V234H57ZM189 235H190V234H189ZM198 235H199V234H198ZM213 235H214V234H213ZM154 236H155V235H154ZM205 236H206V235H204V237H205ZM207 236H209V235H207ZM207 236H206V237H207ZM225 236H226V235H225ZM225 236H224V237H225ZM49 237H50V235H49ZM146 237H147V236H146ZM148 237H149V236H148ZM150 237H151V236H150ZM25 238H26V236H25ZM52 238H53V237H52ZM55 238H56V237H55ZM151 238H153V236H152ZM162 238H163V237H162ZM162 238H161V240H162ZM174 238H175V237H174ZM213 238H214V237H213ZM47 239H49V238H47ZM50 239H51V237H50ZM50 239H49V240H50ZM51 240H53V239H51ZM147 240H149V239H147ZM151 240H152V239H151ZM181 240H182V239H181ZM205 240H206V239H205ZM210 240H211V239H210ZM53 241H54V240H53ZM155 241H156V243H157L158 240H155ZM163 241H164V239H163ZM163 241H161V243H163ZM166 241H167V240H166ZM168 241H169V240H168ZM214 241H215V240H214ZM3 242H4V244H3ZM17 242H18V240H17ZM50 242H52V241H50ZM159 242H160V241H159ZM181 242H182V241H181ZM185 242H189V241H185ZM191 242H192V241H191ZM45 243H44V244H45ZM154 243H155V242H154ZM156 243H155V244H156ZM161 243H160V244H161ZM166 243H167V242H166ZM166 243H165V244H166ZM48 244H49V242H48ZM21 245H22V244H20V246H21ZM46 245H47V244H46ZM49 245H50V244H49ZM209 245H210V244H209ZM1 246H0V247H1ZM50 246H51V245H50ZM166 246H167V245H166ZM163 247H165V245H163ZM46 248H47V249H46ZM49 248H50V247H49ZM165 248H166V247H165ZM178 248H179V247H178ZM43 249H44V250L46 249V250L43 252V251H42ZM180 249H181V248H180ZM182 249H183V248H182ZM186 249H187V248H186ZM192 249H194V248L192 247ZM196 249H197V248H196V245H195V251H194V253L196 252ZM172 250H173V249H172ZM177 250H178V249H177ZM177 250H174V255H176V254H175V251L177 252ZM187 250H188V249H187ZM187 250H186V251H187ZM190 250H191V249H190ZM7 251H8V250H7ZM184 251H185V249H184ZM186 251H185L184 253L182 252L183 254H180V257H182L184 254H185V255H188V254H186ZM41 252H42V253H41ZM124 252H125V251H124ZM172 252H173V251H172ZM187 252L190 253L189 250H188ZM52 253H53V251H52ZM132 253H133V252H132ZM163 253H164V252H163ZM165 253H167V252H165ZM177 253H178V252H177ZM11 254H12V253H11ZM45 254H48V253H45ZM54 254H55V253H54ZM157 254H159V253H157ZM168 254H169V253H168ZM168 254H167V255H168ZM171 254H173V253H171ZM171 254H169V255L171 256ZM190 254H192V253H190ZM197 254H198V253H197ZM207 254H208V253H207ZM224 254H225V253H224ZM51 255H52V254H51ZM51 255H50V256H51ZM74 255H75V254H74ZM140 255H141V254H140ZM174 255H173V256H174ZM177 255H178V254H177ZM11 256H12V255H11ZM47 256H48V255H47ZM57 256H58V255H57ZM122 256H123V255H122ZM130 256H131V255H130ZM142 256H143V255H142ZM170 256H169V258H170ZM201 256H202V255H201ZM210 256H211V255H210ZM219 256H220V255H219ZM223 256H226V254H225V255H222V258H223ZM53 257H54V256H53ZM58 257H59V256H58ZM61 257H62V256H61ZM118 257H119V256H118ZM123 257H124V256H123ZM137 257H138V256H137ZM145 257H146V256H145ZM171 257H172V256H171ZM226 257H227V256H226ZM226 257H225V258H226ZM138 258H139V257H138ZM146 258H147V257H146ZM148 258H149V257H148ZM166 258L168 259V257H166ZM183 258H184V257H183ZM197 258H198V257H197ZM201 258H202V257H201ZM214 258L216 259L217 257L214 256ZM220 258H221V257H220ZM225 258H224V259H225ZM228 258H229V257H228ZM33 259H34V258H33ZM159 259H160V258H159ZM173 259H174V258H173ZM187 259H188V258H187ZM192 259H193V255H192ZM211 259H213V257H212ZM224 259H223V260H224ZM122 260H123V259H122ZM125 260H126V258L124 259V261H125ZM150 260H151V258H150ZM183 260H185V258H184ZM204 260H205V259H204ZM217 260H218V258H217ZM217 260H216V261H217ZM219 260H220V259H219ZM221 260H222V259H221ZM127 261H129V260L127 259L126 262H124V263H127ZM167 261H168V260H167ZM173 261H174V260H173ZM173 261H172V262H173ZM176 261H177V260H176ZM208 261H209V260H208ZM224 261L226 262V260H224ZM49 262H50V264H52V263H51L52 261H48V263H49ZM54 262H55V260H54ZM168 262H169V261H168ZM196 262H197V261H196ZM199 262H200V261H199ZM202 262H204V261H202ZM213 262H214V260H213ZM139 263H140V261H139ZM153 263H154V262H153ZM163 263H164V262H163ZM170 263H171V262H170ZM174 263H175V262H174ZM174 263H173V264H174ZM190 263H191V262H190ZM200 263H201V262H200ZM208 263H209V262H208ZM221 263H223V262H221ZM32 264H42V262H41L40 260L36 259V260L33 261ZM43 264H44V263H43ZM46 264H47V263H46ZM54 264H56V263H54ZM58 264H59V263H58ZM136 264H137V263H136ZM142 264H143V263H142ZM175 264H177V263H175ZM180 264H182V263H180ZM186 264H187V263H186ZM201 264H202V263H201ZM205 264H207V263H205ZM214 264H215V263H214ZM228 264H229V263H228Z\"/></svg>",
  "mask_w": 264,
  "mask_h": 264
}]
</instances>
